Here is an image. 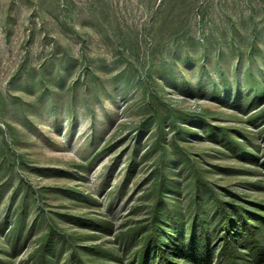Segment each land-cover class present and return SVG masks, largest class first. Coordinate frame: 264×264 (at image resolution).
Wrapping results in <instances>:
<instances>
[{
    "label": "rangeland",
    "instance_id": "1",
    "mask_svg": "<svg viewBox=\"0 0 264 264\" xmlns=\"http://www.w3.org/2000/svg\"><path fill=\"white\" fill-rule=\"evenodd\" d=\"M211 190L264 231V0H0V264H225Z\"/></svg>",
    "mask_w": 264,
    "mask_h": 264
},
{
    "label": "trees",
    "instance_id": "2",
    "mask_svg": "<svg viewBox=\"0 0 264 264\" xmlns=\"http://www.w3.org/2000/svg\"><path fill=\"white\" fill-rule=\"evenodd\" d=\"M160 176L162 178L160 183V189L162 191L165 188L166 178L163 177V174ZM211 193L216 196V203H214L210 218L212 221L218 218L219 221L222 219L224 220L225 232L223 233L222 254L226 256L224 259L225 264H247V262L251 261V258L253 261L260 262L264 253L263 228H260L261 226L259 225H253L250 222L249 216L243 214L245 212L244 210H237L235 214H237V219H239L241 223V228L237 229V219L233 216V213L226 208L228 203L223 201L213 190H211ZM160 201L161 199L158 198L151 209L150 230L145 238L146 251L153 245L158 254L157 256L163 259V264H172L171 260L177 257L187 260L195 256L197 259L193 240L192 242L190 241L192 244L189 242L187 245L182 239L175 240L174 237L176 234L173 232L171 233V229L164 227L162 224V202ZM179 213H181V211L178 210V212L173 215L179 216ZM178 225L179 226H176L175 229L177 228L181 231L182 227L180 225V220L178 221ZM203 226L207 227V224L204 223ZM163 227L165 229L162 230ZM241 248L245 250L242 252L240 251V255H238V251ZM206 256L208 255H205L201 262L207 263L209 261ZM37 259L38 264H49L46 246L39 251ZM143 263H145L144 258L141 261V264Z\"/></svg>",
    "mask_w": 264,
    "mask_h": 264
}]
</instances>
